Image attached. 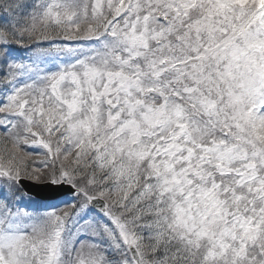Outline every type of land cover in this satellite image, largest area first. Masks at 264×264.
Wrapping results in <instances>:
<instances>
[{"label": "snow or ice", "instance_id": "snow-or-ice-1", "mask_svg": "<svg viewBox=\"0 0 264 264\" xmlns=\"http://www.w3.org/2000/svg\"><path fill=\"white\" fill-rule=\"evenodd\" d=\"M0 264H264V0H0Z\"/></svg>", "mask_w": 264, "mask_h": 264}, {"label": "rangeland", "instance_id": "rangeland-1", "mask_svg": "<svg viewBox=\"0 0 264 264\" xmlns=\"http://www.w3.org/2000/svg\"><path fill=\"white\" fill-rule=\"evenodd\" d=\"M34 166L35 167H40L41 165H40V160H39V158L37 159V161H36V163L34 164Z\"/></svg>", "mask_w": 264, "mask_h": 264}]
</instances>
